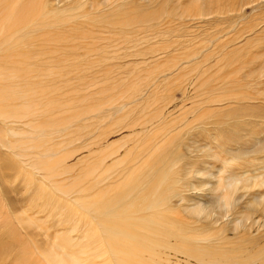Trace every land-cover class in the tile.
<instances>
[{"label": "rangeland", "instance_id": "rangeland-1", "mask_svg": "<svg viewBox=\"0 0 264 264\" xmlns=\"http://www.w3.org/2000/svg\"><path fill=\"white\" fill-rule=\"evenodd\" d=\"M4 1L0 5V12H4L0 14V46L5 40L11 48L7 51L5 44L0 47V71L22 76L5 78L0 83L2 96L20 92L16 101L8 97L0 100V115L17 113L12 118L18 116L20 120L22 115V120L9 118L5 123L0 118V264H48L46 253L63 248L66 240L81 242L88 228L81 230L74 219L76 213L83 212L78 197H87L94 191L88 188L90 192L78 193L80 189L95 182L107 166L134 148L135 140L146 137L144 132L150 129L149 133H153L162 124H171L168 135L176 134L182 153L190 162L199 163L193 171H203V175L191 174L193 184L199 185L203 179L206 184L201 190L192 186L186 193L192 199L189 207L195 201L214 202L217 191L212 188L226 166L222 160L234 153L246 154L241 159L243 169L237 170L233 163L231 172L245 170L249 175H264V151H257L264 142V0H41L47 6L38 16L35 10L40 5L32 4V0ZM126 1L133 6L115 10ZM142 13H160L164 22L153 20L142 26L110 29L112 22L135 21ZM9 14L13 24L7 22ZM64 37L68 40L64 41ZM26 85H31L29 90ZM97 108H104L103 113L99 114ZM234 111L236 118L230 114ZM23 113L33 115V121ZM146 115L156 118L145 130L141 124L129 126L137 119L142 122ZM60 122H68V129L50 134L54 153H45L46 157L41 152L44 148L37 145L38 139L44 142L46 138L36 136L40 132L34 129L52 124L61 127ZM237 123L239 129L235 127ZM231 132L236 133L237 145L223 140ZM216 152L224 153V158L214 157ZM49 162L54 167L51 174L57 172L54 178H49L45 170ZM98 165L87 179L85 175ZM121 168L124 165H119L114 174L111 172L110 181L99 182V189L114 182ZM230 170L226 176L232 174ZM262 194L264 187L239 191L238 209L227 215L226 207L216 206L212 219L219 221L213 226L225 225L227 231L222 237L217 234L200 238L197 244L208 246L214 241L218 249L229 254L231 247L238 245L245 259L248 253L258 252L264 246L261 207L250 221H245L248 227H236L240 223L236 218L240 216L237 212L245 210L250 201L261 199ZM7 222L13 233L4 231L2 226ZM202 223L193 226L200 227ZM222 246L225 248H219ZM95 247L86 249L94 251ZM72 248L76 252L82 249ZM163 257L170 264H227L222 260L209 263V259L188 258L174 251H167ZM238 258L232 264H245ZM93 259L99 264L98 257ZM253 263L263 264V260Z\"/></svg>", "mask_w": 264, "mask_h": 264}, {"label": "bare ground", "instance_id": "bare-ground-1", "mask_svg": "<svg viewBox=\"0 0 264 264\" xmlns=\"http://www.w3.org/2000/svg\"><path fill=\"white\" fill-rule=\"evenodd\" d=\"M3 1L4 0H0V5L3 3ZM206 1H208V0H206ZM31 3L32 4L36 3V4L40 5L39 6L40 9H38V10L29 9L30 11H33V12L37 11V13H36L37 16H38V12L40 15V13L43 12L47 6L44 3H43L44 5H42L41 0H32ZM216 3H217V1H216ZM218 4H219V2H218ZM8 6H9V8L12 7V6L10 7V5H8ZM28 6L30 7L32 5L30 4ZM126 6L131 7V6H133V4H129L126 1L125 3L117 5L115 10L120 12ZM32 7H34V6H32ZM1 10H3V9H1ZM23 11H24V8H23ZM206 11H207V9H206ZM198 12L202 13V10H200ZM2 13H4V12H2ZM2 13L0 12V14H2ZM8 13H9V11H8ZM23 13H25V12H23ZM26 13H27V11H26ZM51 14H54V12ZM207 15H209V13ZM8 16L9 17L7 19V22L9 24L10 23L13 24L14 18L12 19L10 14ZM12 16H13V14H12ZM30 16H27V17H30ZM45 16H46V13H45ZM45 16H42V18L45 19ZM13 17H15V16H13ZM61 17H58V18H61ZM65 18H67V17L65 16ZM169 18H167V21ZM57 19H56V21H57ZM17 20H18V18H17ZM39 20H40V17H39ZM64 20H67V19H64ZM69 20H71V19L69 18ZM153 20H157L159 22V24H160V21L164 22V18H162V14H160V13H154V14L148 13L147 15H146V13L145 14L142 13L136 18L135 21L125 22V23L122 21L112 22L111 25H114V26L110 27V29L111 30L114 29V31H116L117 29L123 27V25L133 26V27L136 25L142 26V25H146V24L153 22ZM42 21H44V20H42ZM26 22H27V20H26ZM36 22H38V21H36ZM64 22H66V21H64ZM20 23H22V22L20 21ZM60 23H61V21H60ZM60 23H57V24H60ZM68 23H69V21H68ZM29 24H33V23H29ZM64 25H66V23H64ZM5 26H7V24ZM14 26H16V24ZM37 26H38V24H37ZM39 26H41V25L39 24ZM33 27H34V25H33ZM42 27H44V23H43ZM69 27H70V25H69ZM10 28H11V26H10ZM47 28H46V30H47ZM138 28H140V27H138ZM34 29H35V27H34ZM68 30H69V28H68ZM138 30L140 31V29H138ZM17 31H18V29H17ZM17 31H15V32H17ZM27 31H29V30L27 29ZM19 32H21V30ZM30 32H31V29H30ZM41 32H42V30H41ZM22 33L25 34V32H22ZM1 34H2V32H1ZM5 35H6V32L3 36H5ZM14 35L12 34V36H14ZM21 35H23V34H21ZM50 35L51 34H49V36ZM63 35H65V34L63 33ZM3 36H2V38H3ZM32 36H31V38H32ZM90 37L91 36H89V38ZM12 38H11V40H9V39L8 40L12 41ZM61 39H63V37H61ZM65 40H68V37L67 38L64 37V41ZM5 43L9 44L8 42H5V40H4L3 44H5ZM14 44H16V43H14ZM82 46H83V44H82ZM4 47L7 48V51H9L11 48L10 46L7 47L6 44ZM13 47H14V45H12V48ZM1 49L2 48H0V50ZM46 52H44V53H46ZM16 53H19V52H16ZM10 55H11V52H10ZM10 55H6V56L10 57ZM19 55H20V53H19ZM25 55H27V54L25 53ZM37 55H38V53H37ZM12 56H15V55H12ZM41 57H42V55H41ZM1 60H2V58H1ZM19 76H22V74L21 73L19 74L18 72L6 73V72H3V70H2V71H0V83L4 82L3 79H5V78L6 79L7 78H13V77L15 78V77H19ZM29 79H30V77H29ZM25 81H26V79H25ZM28 86L27 87L29 90L31 85H28ZM32 86H33V84H32ZM34 87L32 88V91H34L33 90ZM24 89H25V87H24ZM35 89H36V87H35ZM45 91L47 92V90H45ZM25 92L27 93V89ZM35 93H37V95H38L37 89H36ZM42 94H43V92H42ZM7 97L13 98L16 101L17 99L20 98V92L14 96H2V95H0V100H6ZM39 97H41V95ZM36 98H37V96H36ZM49 102H50V100H49ZM60 104H62V103H60ZM113 104H115V103H113ZM113 104H111V105H113ZM100 106H97V107H100ZM114 106L115 105H113L112 107H114ZM29 107H31V106H29ZM65 107H64V109H65ZM104 107H105V105H104ZM49 109H50V105H49ZM60 109H63V108H60ZM103 109L104 108H97L96 110L99 114H101V113H103ZM116 109H119V107H117ZM46 110H47V107H46ZM22 111L25 112L24 110H22ZM33 111L34 110L32 109V111L30 113L32 114ZM26 112H28V111L26 110ZM138 112H139V110H138ZM3 113H4V111H2V114ZM46 113H48V112H46ZM49 113L52 114V112H49ZM16 114L17 113L11 112L9 114L0 115V118H3L2 120L5 121V123H8V120L13 119L12 117H14V115H16ZM31 114H29V117H28V114L23 113V117H25L27 115L26 118H30V120L32 122L33 117H31V116H33V115H31ZM53 114H54V111H53ZM230 114L234 115L235 118L238 115L237 112H235V111L230 112ZM224 115H226V114H224ZM241 115H243V113ZM20 116H21L20 120H22V115H20ZM128 116H129V114H128ZM15 117H17V119H18V116H15ZM155 118H156L155 116L153 117V116L146 115V116L142 117V120L140 119L142 122H140L137 119L136 122H132V124L129 126L133 127L135 125L141 124V126H143V130H145V128L147 127L146 125H148L151 122H154ZM17 119L15 118L13 120H15V122H16ZM20 120L18 119L17 122H20ZM57 121L59 123V119H57ZM28 123H30V122L28 121ZM60 123H62V122H60ZM67 124H68V122H65L64 124L62 123L61 127H57V128L55 125L53 126V124H52V126H50V127L39 126V127L34 129V131L36 133L40 132L39 135H36V136H40V134H41L44 136V138H46V140L44 139V142H42L38 139L39 143L37 145L39 147L44 148V151H41L42 153H44V154L47 153V154H50L49 156H51V153L54 151V149H53V145L50 144L51 143L50 142V134L54 131L67 130L68 129ZM44 125H46V124H44ZM77 126H79V125H77ZM170 126H171L170 123H166V124L160 125L155 131H153V133H149L150 129H149L148 133H147V131L144 132L143 134H146V137H145V135H143V138L141 137L140 139L135 140L136 144L134 145V148H131L126 153V155H124L122 158L114 161L112 163V165L107 166L105 168V170H103L102 174H100L99 176H96V178L98 177V179H96L95 182L91 183L87 188L80 189V191L78 193H80V192H82V193L86 192L87 193L90 191H94L91 194L88 193L89 195H86L87 197H78V200H80L79 204L83 208V212L81 213V215H79L78 213H76L74 215V219L77 220L78 223L77 222L76 223L80 227V229L82 230L84 227H87L88 231L83 236V240L81 242L71 243L70 241L66 240V242L62 244L63 248H58V249L54 248L52 251L46 253L44 255L46 263H48V264H97L93 258L98 257L99 258V264H170L169 259L163 257V255L167 251H174L175 253H179V254L181 253L183 255L188 256V258L192 257V258H195L197 260H204L205 261L206 259H209L210 260L209 263L210 262H218V261L222 260V261H224V263L232 264V263H234V261H236V259L238 258V255H240L242 253V252L241 253L239 252L238 248H241V247H237L238 245L237 246L235 245L234 247L232 246L231 247L232 250H230L231 254H229V253H225L222 250L218 249V247L213 243L214 241H211V245H208V246H201L202 244L200 245L198 243L200 245L199 246L197 244V241H199L200 238H204V239L213 238L217 234L218 235L220 234L219 237H222L224 235V233L227 231L226 226L222 225V227H220V228H214L213 224H216L219 221V219H212L214 208L216 206L226 207V210L224 213L225 215L234 211L235 208L238 209L237 193L239 191H242V190H251L252 191L253 189L264 187V175H260L259 174L260 172L259 173L257 172L259 175L257 173H256V175L251 174V172L249 175V173H246L245 170H244V172L246 175L242 174L244 172L233 173V171H235V170H232V172H231V170L229 168L233 167V165H234L233 163L237 164V167H236L237 170L243 169V163L241 162V159L246 154L245 152L234 153L230 156V158H228V159L225 158L224 160H222V161H225L224 163L226 164V166L224 167L223 171L221 172L220 177L218 178L217 185H215L214 188H212L213 191H217V198L214 200V202L208 204L209 202L208 203H201V201L200 202L195 201L196 203L194 205H192L191 207H189V202H191L192 199H190L191 196L189 197V195L186 193L189 190H192L191 189L192 186H194L196 189L201 190L202 187L204 188V185L206 183H205L204 179L203 180L201 179L202 181L200 180L201 183L199 185L193 184L194 180H192L193 177H191L192 176L191 174H194L196 172V173H198V175H200V174L203 175V171L197 170V169L196 170L194 169V171H193L194 165H196L197 162L196 161L190 162L191 160L189 159V157L187 155H185L184 153H182V145L179 141L180 139L178 136H176L175 133H174L175 135H173V134L168 135ZM230 126H232V125H230ZM235 127H238V129H239V124L237 123V125ZM11 131H14V128L11 127ZM232 132H231V134H232ZM231 134L227 135L223 139L225 143H231V142L235 143L236 142V139H235L236 133L235 134L233 133L232 135ZM231 136L233 139L230 140ZM157 137L158 138L160 137L161 140L158 141ZM41 138L43 139V137H41ZM36 139L37 138H35L34 140H36ZM236 145H237V142H236ZM260 147H261V149H258L257 151L263 152L264 151V142L261 144ZM225 149H226V147H225ZM145 153H147V154L145 155ZM47 154H45V156ZM221 154H224V153H217L216 152L213 154V156L220 160V159L224 158V157L223 158L221 157ZM102 160L101 161L104 164V161L106 160V158L104 157ZM254 162H256V160H254ZM39 164L44 166L43 162L42 163L39 162ZM47 164H48V166L45 168L46 173L48 174L47 176L49 178L50 177L54 178L56 176L57 172H55L54 174H51V171L54 169V167H51L52 164H50V162ZM58 164L61 165L62 164L61 161H59ZM101 165H102V163H101ZM119 165H124L125 168H121V172L117 176H115L118 179L116 178V180L114 182H112L110 184H106V186H103L102 188L99 189V182L110 181L109 179H110L111 174L112 173L114 174V170L116 168H118ZM197 165H199V163H197ZM246 167H245V169H246ZM98 168H99V165L96 168L94 167L90 173H87L85 175V177L87 179H90L93 176V174L95 173V171L98 170ZM257 168H261V166L257 167ZM229 170L232 174H228L226 176L225 174ZM247 170H249V169H247ZM62 172H67V171H62ZM195 175H193V176H195ZM94 179H95V177H94ZM88 188H90V191L87 190ZM193 190H194V188H193ZM260 198L261 199H255V200L250 201L248 203L249 205L247 206V208L245 210H240L239 212H237L240 216L237 217L236 220L240 219V223H236V227H239V224H241L240 225L241 227L242 226L248 227L249 225H247L245 223V221H248V220L250 221L253 218V215L255 214V212L257 211L259 206L261 207V212H262V213L261 212L260 213L264 217V194H262ZM216 204H218V205H216ZM244 207H246V204ZM236 211H238V210H236ZM83 222H85V223H83ZM202 222L207 223V224H204L205 226H203ZM252 222H253V220H252ZM199 223H202V225L200 227L193 226V224H199ZM251 225H252V223H251ZM9 226H10L9 223L7 222L2 227H4V231H6L7 233H13V230L8 228ZM173 240H174V242H172ZM223 240H225V239H223ZM247 240L248 239H246L245 241H247ZM201 241H203V240H201ZM93 245H96V247L94 248L95 249L94 251L86 249V248H91V246H93ZM242 245H244V244H242ZM73 246L77 247V248H82V249L79 252H76L73 250L74 249V248H72ZM244 246H246V245H244ZM219 248H225V247L222 246ZM236 248L238 250H235ZM243 248H245V247H243ZM260 248L261 249L258 252H255L254 254L248 253L247 254L248 256L246 259L241 258L242 257V254H241L240 258H238L239 262L245 263V264H254L253 262L255 260L261 259V260H263V264H264V246H261Z\"/></svg>", "mask_w": 264, "mask_h": 264}]
</instances>
